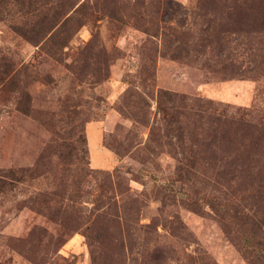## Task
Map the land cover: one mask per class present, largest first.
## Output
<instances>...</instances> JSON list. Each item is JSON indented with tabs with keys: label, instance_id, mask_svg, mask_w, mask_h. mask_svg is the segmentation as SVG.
<instances>
[{
	"label": "rangeland",
	"instance_id": "1",
	"mask_svg": "<svg viewBox=\"0 0 264 264\" xmlns=\"http://www.w3.org/2000/svg\"><path fill=\"white\" fill-rule=\"evenodd\" d=\"M0 264H264V0H0Z\"/></svg>",
	"mask_w": 264,
	"mask_h": 264
}]
</instances>
